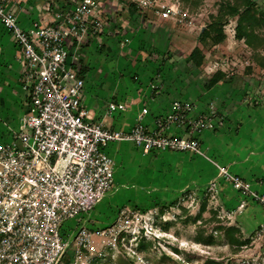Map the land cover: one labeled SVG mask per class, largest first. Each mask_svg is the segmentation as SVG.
<instances>
[{
    "label": "built area",
    "instance_id": "obj_1",
    "mask_svg": "<svg viewBox=\"0 0 264 264\" xmlns=\"http://www.w3.org/2000/svg\"><path fill=\"white\" fill-rule=\"evenodd\" d=\"M9 1L0 0V25L21 51L27 107L18 129L0 136V264H60L72 241L73 231L65 230L72 220L78 223L73 240L86 246L90 232L81 218L115 186V161L106 151L110 143L129 142L143 154L192 152L264 209V194L207 156L200 144V134L214 127V106L193 115L192 103L173 100L148 130L143 124L111 130L88 115L85 81L72 62L80 60L83 40L103 29L98 0H76L56 8L50 23L32 22L27 28ZM161 11L165 18L175 13L172 6ZM125 110V104L111 102L106 113ZM171 127L186 134L169 133ZM209 186L216 190L218 181Z\"/></svg>",
    "mask_w": 264,
    "mask_h": 264
},
{
    "label": "rangeland",
    "instance_id": "obj_2",
    "mask_svg": "<svg viewBox=\"0 0 264 264\" xmlns=\"http://www.w3.org/2000/svg\"><path fill=\"white\" fill-rule=\"evenodd\" d=\"M225 1L231 0H98L100 6H107L103 11L107 39L100 42H106L109 47L96 52L95 68L100 66L98 59H110L112 65L124 66L125 75L137 68L141 71L156 69L161 62L156 48H160L166 60L171 59L166 64L169 70L176 76L183 72L186 75L182 79L188 84L196 83L198 90L204 91L207 78L203 67L196 68L188 54L193 46L199 45L198 34L209 24L211 16L218 14L220 4ZM47 2L51 5L56 0ZM129 2L135 3L140 11L131 9ZM257 2L264 12V0ZM162 6H172L175 10L167 20H162L165 18L161 15ZM235 26L236 19H229L224 31L226 39L232 37L231 43L226 44L227 48L214 50L205 63L215 57L228 68L226 78L220 82L232 78L231 82H236L239 88L250 83L240 92L238 100L244 98L247 100L244 105L252 107L258 102L264 103V75L259 72L253 52L243 46L242 41H235ZM257 31L264 36V25ZM207 46L209 49L210 43ZM2 50L0 46V53ZM246 59L249 63H245ZM0 60L6 65V57ZM155 60L159 64L156 65ZM107 66V63L103 66L108 74L107 79L105 73L102 77L104 83L111 82ZM252 68L254 73L245 75ZM5 80L6 77L2 78L3 82ZM258 83L260 85H256ZM3 136H7L6 133ZM114 144L108 145V153ZM131 144H120L122 151L111 156L115 161L114 188L81 218L90 232L89 242L80 249L73 240L78 223L73 222L70 228L67 226L73 231L72 241L60 264H264V219L253 208L248 209L247 201H239V197L238 203L236 198L223 199L225 194H221L218 187L210 189L206 171L214 168L212 164L198 163L196 166L201 169L195 172L192 162L206 161L204 158L196 155L190 162L176 157L183 152L143 154ZM251 180L255 181H246L251 183ZM258 192L264 194V189ZM242 195L249 200L248 195ZM225 200L229 203L225 204ZM203 203L204 210L201 209ZM244 209L250 214H243ZM195 215L200 216L196 221L193 220ZM225 225L239 227L241 233L238 235L245 243L230 246L223 232L217 229ZM141 228L146 243L138 250L136 235ZM162 228H166L165 231ZM199 235L206 240L212 237L214 241L211 244L197 242Z\"/></svg>",
    "mask_w": 264,
    "mask_h": 264
},
{
    "label": "crops",
    "instance_id": "obj_3",
    "mask_svg": "<svg viewBox=\"0 0 264 264\" xmlns=\"http://www.w3.org/2000/svg\"><path fill=\"white\" fill-rule=\"evenodd\" d=\"M61 2H63L64 6L73 4L71 2L64 3V0H56V3L52 4L51 2V5L47 0H10L8 8L17 16L20 24L27 28L32 22H39L40 24L50 23L53 20L54 11L56 8H60ZM104 9H107V6H104V8L100 6V18L103 21L102 31L83 40L79 49L81 58L78 62H72V67L76 69L78 75L85 81L83 105L87 109L88 115L107 129L128 131L137 124H143L145 129L148 130L154 127L156 117L169 111L173 100L181 98L180 100L183 99L192 103L194 105L193 115L207 110L212 105L216 111L213 121L214 127L211 130L203 131L198 137L203 150L207 156L226 167L232 173L241 175L246 180L255 179V181L251 180L253 187L256 190H263L264 103L258 102L257 105L254 104L249 107L244 105L247 101L244 98L238 100L240 92H244L246 86H249L250 83H245L243 88H239L236 82H231L232 78H229L226 79L227 82H219L210 89H206L204 86V91L198 90L196 83L193 85L188 84L185 78L182 79L186 74L178 72L176 76V73L168 69L166 64L171 59L166 60L165 53L160 48H156L157 56L161 59L160 66L156 69L141 71L137 68V70L133 69L135 71L125 75L124 66L112 65V61L109 62V58V60L105 59L102 61L98 59L100 66L98 69L95 68L94 56L97 55L96 52L109 47L106 42H100L103 39H107L104 34L107 24L103 20L105 17L103 11H106ZM162 20H167V18ZM231 38L229 36L224 43L207 49L205 59H208V56L213 54L214 50L227 48L228 45L226 44L231 43ZM98 41L100 44H97ZM235 41L241 42V40L236 38ZM242 44L245 46L243 41ZM121 45L124 47L123 43ZM0 46L3 47L0 57L4 59L6 57V65H2L0 60V125L2 126H0L2 129L0 136L5 135V133L9 136L12 130H16L19 127L20 118L27 107V92L23 88V80L21 78L23 62L20 48L12 35L1 25ZM97 48L100 49L97 50ZM262 55L264 56V53ZM215 59L214 57L211 62L207 61L203 66L202 72H204L207 79L217 67L226 70L228 73V68ZM246 61L249 63L248 59ZM154 62L156 65L159 64L158 60ZM106 63L111 82L104 83L102 81L105 73L103 66ZM256 65L260 70L259 72L264 75V67L257 63ZM254 70L253 68L248 69L249 72H246L245 75L253 74ZM230 75H234V72ZM107 76L108 74L105 73L106 79L108 78ZM5 77L6 82H3L2 78ZM129 79L132 82H129ZM262 80L264 81V76H262ZM203 98H206V100L203 101ZM111 102L123 103L127 106V110L108 114L106 109ZM144 108L147 109V113L142 114ZM15 121L17 122L16 124ZM225 122H228V125ZM169 133L184 135L186 131L171 127ZM132 147L135 146L132 145ZM121 151L120 144L115 143L110 148L109 154L114 156ZM152 153L155 154L157 152ZM177 155L176 157L189 159L190 162L196 157L192 152L177 153ZM201 160H197L196 163H190L193 166V171L196 172L201 169L196 166L198 163L202 162L207 166L211 164L206 159V161ZM206 172L209 173L207 184L217 180L218 191L223 195L225 194L223 199L230 198L232 201L236 198L237 203L239 201H247L248 205H250L249 207L247 206L248 209L253 208L264 219L262 206L250 198L248 200L242 193L234 190L227 182L218 177L215 167L213 169L210 168ZM224 203L228 204L229 200H225ZM249 210L244 209L243 214H250Z\"/></svg>",
    "mask_w": 264,
    "mask_h": 264
},
{
    "label": "trees",
    "instance_id": "obj_4",
    "mask_svg": "<svg viewBox=\"0 0 264 264\" xmlns=\"http://www.w3.org/2000/svg\"><path fill=\"white\" fill-rule=\"evenodd\" d=\"M63 1V0H62ZM76 1V0H73ZM71 2L70 0H64V3ZM60 8L65 7L63 2L59 5ZM129 6L134 11H140L135 3L129 2ZM211 20L208 25H206L203 30L197 36L196 41L199 45H195L190 50L188 57L190 62L196 67L201 68L205 65V52L208 49V44L211 46L220 45L226 40V33L224 31V26L227 24L229 19H236V26L234 30V37L238 40L243 41L245 46L250 49L255 58L256 63L264 67V56L261 54L264 51V36L258 33L257 29L264 25V12L260 8L257 0H231L225 1L220 4L218 14L211 16ZM207 46V47H206ZM226 70H222L220 67L214 69L210 74L206 83L204 84L206 89H210L215 86L220 81L226 78ZM205 203L201 205V209L204 210ZM182 212H186L185 208H181ZM199 215H195L193 220L199 219ZM73 221L66 226L72 227ZM165 227L168 225L166 222ZM157 227V224H155ZM65 227V230H70ZM163 230L166 228H162ZM217 229L223 232L226 237L227 242L230 246H241L245 242L238 235L241 233L239 227L234 225L218 226ZM64 230V233H65ZM165 231V230H164ZM143 229L137 233V249L142 250L145 247V239L143 236ZM197 242H205L206 244H211L214 240L212 237L209 239H204L201 235L196 237ZM81 249V248H80Z\"/></svg>",
    "mask_w": 264,
    "mask_h": 264
},
{
    "label": "water",
    "instance_id": "obj_5",
    "mask_svg": "<svg viewBox=\"0 0 264 264\" xmlns=\"http://www.w3.org/2000/svg\"><path fill=\"white\" fill-rule=\"evenodd\" d=\"M202 30H203V28H202Z\"/></svg>",
    "mask_w": 264,
    "mask_h": 264
}]
</instances>
